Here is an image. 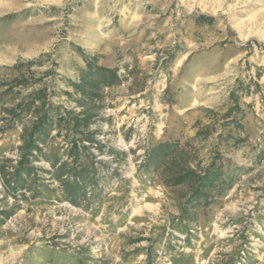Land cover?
<instances>
[{"label": "rangeland", "instance_id": "rangeland-1", "mask_svg": "<svg viewBox=\"0 0 264 264\" xmlns=\"http://www.w3.org/2000/svg\"><path fill=\"white\" fill-rule=\"evenodd\" d=\"M200 14L215 23L197 27ZM73 44L122 77L102 89L91 125L97 143H87L92 157L82 161L95 174L76 196L48 160L36 163L38 189L25 195L5 190L0 175V211L13 213L0 214V264H264V0H0V79L14 77L19 60L51 52L57 71L75 80L84 61ZM176 45L177 58L164 65ZM50 65L32 69L39 76ZM238 77L263 90L243 98L247 140L219 139L222 119L195 137L209 110L232 104ZM67 81L57 85L68 89ZM53 100L79 110L65 95ZM56 132L43 147L63 154L67 174V140ZM19 133H0V165L17 159ZM164 140L189 141L201 164L221 142L232 184L181 215L190 187L169 186L162 166L144 164Z\"/></svg>", "mask_w": 264, "mask_h": 264}, {"label": "trees", "instance_id": "trees-1", "mask_svg": "<svg viewBox=\"0 0 264 264\" xmlns=\"http://www.w3.org/2000/svg\"><path fill=\"white\" fill-rule=\"evenodd\" d=\"M215 21L216 17L206 14L194 17L197 27H210ZM73 49L84 61V66L79 69L75 80L66 79L57 71L59 63L51 52L42 53L32 59L19 60L11 67L18 73L12 78L0 79V133L20 130V144L16 147L17 159H9L6 164L0 165L3 186L13 195H25V190L33 192L38 189L40 179L36 163L43 159L50 162L56 178L62 184L70 186L72 196L79 195L84 184L93 180L95 164L82 161L83 156L92 157L87 143H97V132L96 129H91V125L103 98L102 89L120 84L122 77L119 67L100 64L101 55L88 54L80 45L73 44ZM178 53L179 47L176 45L164 59V65L173 63ZM47 60L51 62L49 69L37 76L32 68L41 66ZM257 76H262V71H258ZM62 79L68 80V89H61L57 85ZM262 91L259 81L251 78L247 85L238 77L234 87L229 89L232 104L223 113L209 110V123L201 125L195 137L207 138L212 133V128H216L215 124L222 119L225 121L218 134L219 139L226 136V141L231 139L235 145L246 141L248 135L243 134L246 131L244 120L247 111L244 106H249L250 103L246 104L243 98ZM168 92L169 89H166L165 95ZM60 95L75 102L79 110L56 103L53 99ZM166 103L172 102L166 100ZM54 130L57 131L56 136L62 135L67 140L65 154L72 161L68 171L69 178H63L68 174H64L63 170L70 165L63 160V154L60 155L55 147H43ZM221 148V142H218L208 163L201 164L195 159L193 154L196 148L189 141L180 145L178 141L164 140L146 150L144 164L148 169L152 165L162 166V175L167 185L190 187L191 192L181 207V215H185V209L196 199L203 198L208 203L214 192L223 193L232 184V167H225ZM0 214L10 217L13 213L0 211Z\"/></svg>", "mask_w": 264, "mask_h": 264}]
</instances>
